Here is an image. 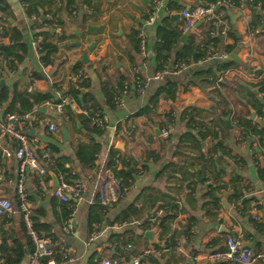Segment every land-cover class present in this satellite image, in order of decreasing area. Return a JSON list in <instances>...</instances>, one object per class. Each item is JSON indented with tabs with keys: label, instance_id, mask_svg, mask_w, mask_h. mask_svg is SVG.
<instances>
[{
	"label": "crops",
	"instance_id": "crops-1",
	"mask_svg": "<svg viewBox=\"0 0 264 264\" xmlns=\"http://www.w3.org/2000/svg\"><path fill=\"white\" fill-rule=\"evenodd\" d=\"M41 1V6L39 2L35 3L52 21V34L48 40L58 46L54 63L46 66L39 59L40 45L36 47L33 41L40 31L50 25L41 24L45 20L39 19L35 13L28 14L27 0H0L1 23L9 30L12 25L15 26L27 46L23 63L14 71L4 72V85L11 91H22L30 84L33 90L47 91L55 83L66 90L74 72L73 66L80 63L89 78V91L100 103V111L108 116L104 130H95L89 123L79 120L67 119L62 123L54 103L48 102L40 105L46 107L45 112H32V116L23 123L30 138L35 139V152L43 150L42 156L38 157L40 162L50 157L46 150L48 145H55L61 155L70 159L66 166L72 168L71 173L77 174L73 183L80 182L84 186L80 199L71 197L69 201H63L54 193L52 178L54 174L59 181L61 175L50 169L47 174H38L25 168L26 190L30 195L27 206L37 228L42 234L46 233L43 229L48 230L47 234L51 233L57 249L61 246L69 249L67 259L56 253L57 264H98L101 259L131 264L132 255L155 245L161 252L144 257L143 264H231L207 258L208 252L226 246L228 235H241L243 243L255 250L264 249V174L257 172L253 151L257 141L252 145L236 142L239 130L234 125L236 117L249 114V106L255 100L247 91L249 83L261 78L254 72H264V19L251 35V1L242 4L229 1L221 24H213L219 31L214 30L211 35L220 33V36L206 59L191 61L177 73L168 72L161 78L155 77L161 64L156 56V28L163 25L178 32V42L163 64L171 70L175 50L181 49L188 41L198 44L208 42V23L204 21L198 22L188 32L185 42L180 40L184 32L180 11L203 4L202 1L163 0L154 23L146 29L145 19L154 8V0H73L71 4H68L69 0ZM134 4L146 13L145 19L135 20L141 13ZM176 13L180 16L173 19L171 16ZM4 18L8 20L7 25L3 22ZM88 25L97 28L88 29ZM134 26L138 28L135 30ZM223 26L225 35L221 34ZM77 30L80 32L77 33ZM140 33L146 39L144 54L140 53L137 44ZM62 34L67 38L61 40ZM3 41L7 43L8 37ZM72 41H80L81 44L71 45ZM92 41H95L94 46L86 50ZM226 45L233 46L231 54L224 50ZM85 50L89 61L77 62ZM228 58L233 59L236 65L224 74L223 84L216 89L211 91L208 87L193 84L187 90H180L175 100L161 96L153 111L147 115L135 114L165 79L174 78L185 83L192 78L195 70ZM136 70L145 80L142 94L135 92L133 86ZM35 73L38 77L34 76ZM120 74L126 76L124 82H129L130 91L123 95L122 105L111 106L106 102L102 85L108 81L109 87L115 86ZM31 77H34L33 81ZM73 106L76 108V105ZM76 110L81 112L78 108ZM224 112L227 116L223 115ZM46 119L55 123L57 129L49 131ZM225 120H229L230 124H226ZM62 125L68 131L67 140H64ZM165 129L170 130L168 137L162 135ZM157 130L160 132L157 133ZM201 133L205 135L204 139ZM213 133H217V138L212 137ZM121 141L125 142L123 149L116 145ZM215 141L222 146L214 148ZM79 145L91 167H84L77 160ZM15 146L13 139L0 138V196L9 198L13 204L9 214L0 215V243L4 240L6 244V249L0 250V259L5 261L8 253L14 257L10 249L21 243L25 245V255L19 264H27L26 227L22 211L17 206L15 184L19 161L14 155ZM112 148L117 151V168L121 167L120 156L131 159L135 169L133 181L118 201L109 203L103 209L101 222L94 224L96 230L93 231H98V235L91 239L93 231H89L87 224L89 211L96 201L99 173L108 167ZM262 149L261 166L264 165V146ZM46 152L49 154L44 157ZM214 180L221 184L220 190L215 192L220 197L218 208L207 193ZM235 191L239 194L238 200L234 198ZM220 195L226 198L227 205H224ZM132 204L134 212L131 218L115 221L120 212ZM252 207L258 211V219L253 218ZM68 208L73 210V225L66 233L63 231V218ZM173 213L176 215L168 218L164 226H158L154 233L160 244H150L143 235L144 230L157 226L154 223L159 217ZM145 223L150 226L145 227ZM112 234L121 238L115 239ZM170 242L172 246H169ZM255 264H264V259Z\"/></svg>",
	"mask_w": 264,
	"mask_h": 264
},
{
	"label": "trees",
	"instance_id": "trees-1",
	"mask_svg": "<svg viewBox=\"0 0 264 264\" xmlns=\"http://www.w3.org/2000/svg\"><path fill=\"white\" fill-rule=\"evenodd\" d=\"M203 4H207L208 2H215L216 0H200ZM233 1L236 4H242L245 3L248 0H228ZM262 0H252L250 5L251 9L253 10V19L249 24V28L251 31H253L255 28L258 27V25L261 23V21L264 19V15L261 12L260 7L258 6V3ZM41 6L42 1L41 0H27V7L26 11L28 14H34L37 15V17L40 19L41 15L47 16L45 11H40L39 7L37 6V3ZM73 0H69L68 4H71ZM89 2V1H88ZM178 7H182L183 5L176 4ZM220 8L216 11L218 12ZM3 22L8 24V20L6 18L3 19ZM48 23L50 26L48 28H45L44 30L40 31L37 35L41 36V39L39 41L40 48L38 50L39 52V59L42 65L46 66L48 64L54 63V54L56 53L58 46L56 43L50 42L48 40V36L52 34L50 31V28L52 26V21H49L47 18L43 23ZM216 32L219 31V28H215L214 25L211 23L208 25V29L206 31V34L208 35V42L203 44V46H200L198 43H195L194 41H188L186 42L181 49L175 50V58L174 62L176 60L184 61L185 64H189L191 61L198 62L203 57H205L207 50L210 51V54L215 48V44L218 41V36H220V33H216L215 35H211V31ZM136 33V32H135ZM8 37V42L5 43L3 41V38ZM222 36V35H221ZM178 32L171 31L164 27L163 25H160L156 28V56L157 59L160 61L159 70L163 68V64H165L168 60V57L170 56L174 44L178 42ZM67 37L62 34L60 35V39L64 40ZM0 41L4 42V46L0 48V78L4 77V72L7 70L14 71L16 70L20 64L23 63L25 56L27 54V46L23 42L22 34L21 32L15 27L11 26L10 30L5 27L4 24L0 21ZM211 42V43H210ZM137 44H138V37H137ZM224 50L231 54L233 51L232 45H226ZM174 64V63H173ZM236 65L235 61L233 59H226L220 62H217L213 64L212 66L206 67V68H200L193 72L192 78L182 83L174 78H167L164 80V82L159 86V88L150 96L148 102L138 109V111L135 113L136 115H147L149 112L153 111L155 108L158 100L161 96L165 97L166 99L175 100L178 97V94L180 90H187L190 88L193 84H199L202 87H208L212 90L216 89L218 85L223 84L224 81V74L234 68ZM73 74L82 71V64L78 63L73 66ZM263 71H255V76H261V78L256 82L249 83V87L247 89L248 93L255 98L254 102L252 103L251 107L255 110L256 114L259 115L261 113L262 105L264 104L263 98L264 96L261 95V92L264 91V72ZM36 77H38L37 73H35ZM126 80V76L123 74H120V78L118 83L115 86H108V81L103 82L102 88L104 91V94L106 96V102L114 106L115 101L114 97L118 93L119 90L123 87V82ZM90 83L89 78L85 77L82 80H73L71 78L70 83L66 90H63L61 87L57 86L55 83L52 86L51 90L47 91H40V90H32L27 91V89H23L22 91H17L16 89H13L11 91L6 85L0 86V115L1 111L4 112H14L19 115H24L26 113H38L41 114L38 108L40 105L46 102H52L54 104L60 103L63 98L68 97L71 98L75 104L76 108L73 106V103L71 100L67 101L63 105V113L59 114L60 118L59 121L64 123L65 120L69 119L72 121L79 120L81 123H89L92 128L95 130H98L91 124V116L97 112L100 111V103L97 101L96 97L89 91ZM256 89L255 93L253 90ZM218 96V95H217ZM263 96V97H262ZM258 102V104H256ZM81 110V112H77L76 109ZM83 110L86 111L85 115H83ZM224 116H227V113H223ZM168 120H170L168 118ZM235 126L238 127L239 131H242L246 141H248L249 144H253V142L257 141V144L254 146L253 151L256 155L255 162L257 164V172L260 175L264 174V165L261 166L259 164V158L258 155L262 153L264 146V125L261 126V128H257L256 125L253 123L252 120H249L246 116H240L235 119ZM248 136L252 137V141L247 140ZM202 139H204L205 135L201 133ZM212 137L215 139L217 138V133H213ZM221 143L218 141H215L214 148L221 147ZM50 153L49 158H43L41 163L45 166V173L47 174V171L54 170L59 175L62 176V179L67 181L70 184H73V180L77 178V174L75 172L71 173V167H67L66 163L70 162V159L68 156L61 155L59 153V149L53 145H48L47 149ZM43 150H36V156L41 157ZM116 150L111 149L110 150V157L108 162V167L113 171L117 179L120 181L121 187L123 191L127 188H129L131 182L133 181L132 174L135 172V169L132 167L131 159L122 158L120 156L119 162L121 164L120 168L116 167V163L118 161V157L116 155ZM77 160L79 163L84 167H91L90 162L86 156L85 151L82 149V146L79 145L76 153ZM37 172V171H36ZM39 174V172H37ZM216 184V185H214ZM221 187V184H217V181L214 180V183L211 184L210 189L207 191L208 195H210L211 202L215 205L216 208L220 206V197L219 195L215 194L216 190H218ZM220 190V189H219ZM30 195L27 194V197ZM234 198L236 200L239 199V194L235 191L234 192ZM69 201V200H68ZM20 204V199L17 195V206ZM107 206H103L99 203V201L96 199L95 203L91 205L89 216L87 220L88 229L89 231L96 230L94 229V224L97 222H101V215L103 214V209H105ZM134 212V205L128 206L126 209H124L120 214L115 218V221H125L129 218H131L132 214ZM73 215V210L71 208H68L65 210V215L63 220H66L68 217ZM176 215V213H173L171 215H166L163 217H159L158 220L155 221L154 225L157 226H164V222L168 218H173ZM33 221V227L34 229L40 233L41 231L37 228V224L34 222L33 217L31 216ZM114 221V222H115ZM64 222V221H63ZM25 225V224H24ZM145 227L150 226V224L145 223ZM46 231L45 234H47V229H43ZM49 234V233H48ZM26 237H27V249L29 252L32 251L34 248V245L32 244V240L27 232L26 229ZM112 237L115 239H120V235L118 234H112ZM171 242L169 243V246H172ZM5 241L2 240L0 243V250L4 251L3 249H6ZM25 245L18 243L11 247V251L14 254V257H11L10 253L7 254V258L4 261V264H19L22 260V258L25 255ZM158 246V245H155ZM7 251V250H6ZM46 261L43 260V264H45Z\"/></svg>",
	"mask_w": 264,
	"mask_h": 264
},
{
	"label": "built area",
	"instance_id": "built-area-1",
	"mask_svg": "<svg viewBox=\"0 0 264 264\" xmlns=\"http://www.w3.org/2000/svg\"><path fill=\"white\" fill-rule=\"evenodd\" d=\"M252 1V0H250ZM163 0H154V8L152 12L145 19V25L151 26L157 15L159 7L162 5ZM230 4L228 0H216L215 2H208L207 4H195L190 8H184L180 12L183 16L182 31L189 32L198 22L204 21V23L209 24H221L225 7ZM258 6L261 9V12L264 15V0L258 3ZM220 10L216 12L218 9ZM213 34V31H211ZM221 34L225 35V27L223 26ZM251 35L254 34L253 31L250 32ZM41 36L34 37V45L37 47ZM203 46L202 44H199ZM138 49L141 54H144L146 51V39L143 33L138 35ZM210 55V51L207 50L205 57L201 60L206 59ZM222 55L226 57V53L223 52ZM184 61L176 60L173 64L172 69H167V66L164 65L163 69L158 70L155 73V77L161 78L166 73H177L185 67ZM173 70V71H172ZM87 77L86 73L79 71L71 75L73 80H82ZM31 80H34V77H31ZM133 86L135 92L142 94L145 90V80L136 72H134ZM31 84L27 86V91H32ZM130 84L128 81L123 83V87L114 97L116 105L123 104V95L129 93ZM261 95L264 96V91L261 92ZM262 96V97H263ZM71 100L73 105H76L75 102L68 97L63 98L60 103L54 104L56 111L61 114L63 113V105L67 101ZM48 103V102H46ZM1 110V107H0ZM86 113L85 110H83ZM32 116L31 113H26L24 115H19L14 112H4L1 111L0 115V138L9 137L13 139L16 143L14 155L19 161V172L16 180V192L20 199L19 208L22 211V217L27 229V232L34 243V248L28 254L27 264H43V260L46 261L45 264H57L55 260L56 253H60L64 256V259H67L69 255V249L61 246L60 249H57L53 236L50 234H40L33 227V221L31 218L29 207L27 206V190H26V177H25V168L35 170L39 173H45V166L40 162L36 156L33 143L35 139H31L27 131L23 128V123ZM49 131H54L57 129L55 123L51 120L46 119ZM253 123L257 128H261L264 124V105L261 108V113L256 115ZM91 124L98 130H104L108 124V116L102 112L97 111L91 116ZM170 134L169 129H165L162 132L164 137H168ZM237 140L240 143H245V138L243 137L242 131H239L237 135ZM48 152L44 153V157L48 156ZM258 158L261 159V154L258 155ZM1 179V176H0ZM96 190V199L103 206H107L109 203L118 201L123 195L124 191L121 187L120 181L117 179L113 171L106 167L99 173V179L97 182ZM84 186L83 183H73L70 184L62 177H60L59 184L54 188V193L63 201L70 200L71 197L81 198L82 190ZM70 195V197H69ZM13 210L12 201L5 197L0 196V215H7ZM253 218L258 219V211L255 210V207H252ZM73 225V217L70 216L63 222V231L68 233ZM98 235V231H93L91 233V239L95 238ZM161 250L155 246H148L144 248L140 253L132 255L131 264H143L142 259L149 256L152 253H160ZM207 258L211 260H224L231 264H255L258 261L264 259V249L255 250L250 247L248 244L242 242L241 235H228L226 238V246L222 249H217L207 253ZM0 264H4V260L0 259ZM98 264H119L117 260L112 259H101Z\"/></svg>",
	"mask_w": 264,
	"mask_h": 264
},
{
	"label": "water",
	"instance_id": "water-1",
	"mask_svg": "<svg viewBox=\"0 0 264 264\" xmlns=\"http://www.w3.org/2000/svg\"><path fill=\"white\" fill-rule=\"evenodd\" d=\"M134 6L137 7V8H139L137 4H134ZM151 6L153 7V5H151ZM140 13H141V16L140 17H136L135 18L136 21H139L140 19H145L146 13L142 9H140ZM179 16H180V14L179 13H176V14H173L171 17L173 19H176ZM46 18L47 17L45 15H41L40 16V19L41 20H45ZM87 28L88 29H96L97 27L88 25ZM137 28L138 27H135V26L133 27V29H135V30ZM146 28H147V26H144V29H146ZM79 32L80 31L77 30V33H79ZM188 35H189L188 32H183L181 34V36H180V40L183 41V42H185L187 40V38H188ZM80 44H81L80 41H72L71 42V45L80 46ZM94 44H95V41H92L88 46H86V50H91L92 47L94 46ZM2 46H4V42L0 41V48ZM86 50L82 52V57H81V59L77 60V62L87 63L89 61V58L87 57ZM41 73H43V71H41ZM4 84H5L4 78H0V86H2ZM253 91L256 93V90L255 89ZM38 110L39 111H42V112H45L46 111V107L45 106H41V107L38 108ZM255 115H256L255 110L251 106H249V114L246 117L249 120H252V119L255 118ZM225 123L228 124V125L230 124L229 123V120H225ZM77 124L79 125V123H77ZM60 128H61V131H62V133L64 135V140H67L68 139V135H67V132L68 131H67V129L63 125ZM155 128H157V127H155ZM159 132L160 131L157 130V133H159ZM248 139L249 140H252L251 137H249ZM124 144H125V142L124 141H121V142L117 143L116 145H117V147H120L121 149H123ZM26 169H29V168L26 167ZM52 178H53V185H55V187H56L59 184L58 178L54 174H52ZM220 196H221V200L224 203V205H227L226 198L224 196L222 197V195H220ZM69 197H70V195H69ZM157 229H158V226H154L153 228L146 229L143 232L144 237H146L148 239V241H149L150 244H154V245L155 244H160V240L157 237L154 236V233H155V231ZM26 254H28V252H26Z\"/></svg>",
	"mask_w": 264,
	"mask_h": 264
},
{
	"label": "rangeland",
	"instance_id": "rangeland-1",
	"mask_svg": "<svg viewBox=\"0 0 264 264\" xmlns=\"http://www.w3.org/2000/svg\"><path fill=\"white\" fill-rule=\"evenodd\" d=\"M185 65H187V64H185ZM263 101H264V98H263ZM264 105V104H263ZM262 105V106H263ZM81 111V110H80ZM257 115V114H256ZM256 115H255V117H256ZM247 116V115H246ZM240 117V116H239ZM237 118V117H236ZM253 120H255V118L254 119H252V121ZM235 125V124H234ZM264 125V124H263ZM238 128V127H237ZM239 130V129H238ZM238 133H239V131H238ZM243 134V133H242ZM238 135V134H237ZM243 137H244V135H243ZM249 137H251V136H248V138ZM245 138V137H244ZM252 138V137H251ZM247 140H249V139H247ZM245 141H246V139H245ZM249 141H252V140H249ZM236 142H238L239 144H245V143H248V141H246L245 143H240L238 140H237V136H236Z\"/></svg>",
	"mask_w": 264,
	"mask_h": 264
}]
</instances>
